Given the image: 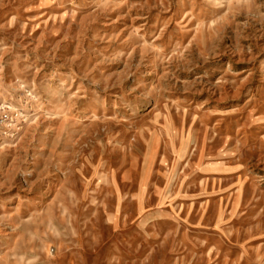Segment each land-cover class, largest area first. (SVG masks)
Here are the masks:
<instances>
[{"label": "rangeland", "instance_id": "374dc122", "mask_svg": "<svg viewBox=\"0 0 264 264\" xmlns=\"http://www.w3.org/2000/svg\"><path fill=\"white\" fill-rule=\"evenodd\" d=\"M0 264H264V0H0Z\"/></svg>", "mask_w": 264, "mask_h": 264}]
</instances>
